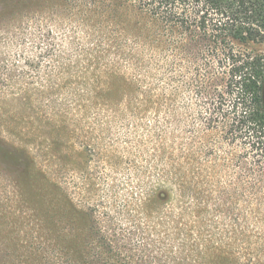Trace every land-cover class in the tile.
Segmentation results:
<instances>
[{
	"label": "rangeland",
	"instance_id": "rangeland-1",
	"mask_svg": "<svg viewBox=\"0 0 264 264\" xmlns=\"http://www.w3.org/2000/svg\"><path fill=\"white\" fill-rule=\"evenodd\" d=\"M131 3L0 0V264H264L250 159Z\"/></svg>",
	"mask_w": 264,
	"mask_h": 264
},
{
	"label": "trees",
	"instance_id": "trees-1",
	"mask_svg": "<svg viewBox=\"0 0 264 264\" xmlns=\"http://www.w3.org/2000/svg\"><path fill=\"white\" fill-rule=\"evenodd\" d=\"M131 2L160 28L172 71L179 68L181 74L191 75L197 93L204 96L207 107L200 120L205 131L217 139L215 144L243 146L239 158L250 163L237 167L246 185L263 190L257 185L264 183V0ZM20 162L26 178L22 182L39 183L42 175H31L28 162ZM69 253L80 264L102 259H88L79 248ZM103 258L113 260L109 251Z\"/></svg>",
	"mask_w": 264,
	"mask_h": 264
}]
</instances>
